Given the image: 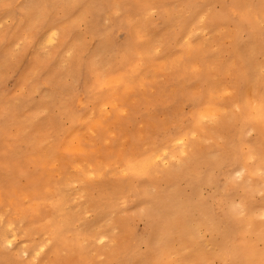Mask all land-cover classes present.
<instances>
[{"label": "rangeland", "instance_id": "1", "mask_svg": "<svg viewBox=\"0 0 264 264\" xmlns=\"http://www.w3.org/2000/svg\"><path fill=\"white\" fill-rule=\"evenodd\" d=\"M157 1L159 0H0V236L5 235L9 241L3 243L0 240V264H119L115 248L121 245H133L140 254L147 253L145 237L152 230L154 222L143 216L147 203L146 198L136 190L140 186L146 188L148 196L151 195L150 202L160 204L159 206L162 204L157 197L161 193H170V187L178 188L181 196L190 200L193 206L190 209L191 215L197 218L205 215L206 204L222 201L223 204L240 208L239 204L243 199H249L253 210L261 213V220L264 221V195L253 191V183L250 187L247 185V194L243 195L241 190L231 188L229 184L230 179L234 183L243 182L244 173L239 181L234 179L239 166L238 157H241V140L252 141L255 133L244 128V121L234 119L236 123L232 120L231 113L227 111L226 122L231 123L226 132L231 143L229 153L233 152L230 155L237 160L234 158L231 165L224 168L219 165L215 169L202 156L207 152L212 155L221 153L222 148L213 140H205L203 146H200L203 147L202 153L196 146L199 136L194 135L196 133L193 130L196 124L193 121L194 113L199 115L210 106L237 112L241 102L251 91L247 85V77L264 78V70L258 72L256 68H250V72L245 74L243 63L232 52L234 34L237 32V17L229 11L232 0H187L184 10L176 0H163L164 7ZM205 1L209 4L206 8L203 6ZM68 2L70 3L67 4ZM241 2L253 5L257 0ZM143 6L147 9L142 8ZM182 10L185 15L181 17ZM195 13L203 14L202 18H196ZM217 13H222L223 16ZM170 14L171 26L167 23V15ZM189 14H192L190 18ZM212 14L219 17L221 25L213 23ZM137 23L140 25H136ZM136 26L139 28L136 29ZM190 27L194 28L190 38L187 42L182 41ZM185 28H188L186 32ZM247 34V30H239V40L243 39L240 40L241 43L249 42ZM106 38L108 42H105ZM145 38L146 41L154 40L158 43L153 42L151 46L149 41L147 44L140 40ZM77 41H81L83 45H78ZM194 41L198 45L189 50L191 45L196 44ZM102 43H109L108 50L112 52L102 49L105 46ZM144 44L155 50L149 47L146 50H150L148 53L142 52L147 56L141 58L142 54L139 56L135 50L140 52ZM70 46L75 50L70 49ZM15 53L18 58L21 55L20 60ZM101 53H105L102 54L103 57ZM97 55L102 59L97 58ZM14 58L18 61L15 62ZM257 62L264 64V52L258 55ZM9 64L13 69H10ZM118 77V84H107L112 78L119 79ZM180 83L181 86L185 85L181 88ZM72 85L74 89L69 90L68 87ZM86 91L100 99L94 105H86ZM54 92L56 96H53ZM245 92L247 95H244ZM105 98L109 101H105ZM236 98L241 102H237ZM57 99L60 101L57 102ZM6 100L11 104L8 108L4 106ZM187 100H192L193 104ZM110 101L114 104L109 103ZM205 125L212 126V122L205 121ZM189 127L190 132L177 135L180 129ZM230 128L232 131L229 132ZM184 135L190 141L191 149L197 151L201 158L190 170V184L178 180L176 176H169L165 181L160 180L161 174L141 179L127 173L128 166H142L143 163L152 161L161 169L173 167L176 164L173 153L177 152L174 149L185 142L171 149L173 140L183 139ZM190 136L195 139H190ZM252 163L255 164L254 161ZM116 186L121 189L119 193L113 189ZM96 200L102 203L99 210L91 207ZM101 209L104 210L106 220H100ZM154 221L160 223V215ZM89 225L94 227L89 230ZM200 236L203 243L210 241V233L202 232ZM97 237L104 239L105 243L100 244ZM115 238H118V242ZM257 247L262 248L263 243L258 242ZM157 253L155 252V257ZM185 254L189 255L186 258L187 264L199 263L193 256L194 251L190 255V251L186 250ZM204 264L226 263L221 259H209Z\"/></svg>", "mask_w": 264, "mask_h": 264}, {"label": "bare ground", "instance_id": "2", "mask_svg": "<svg viewBox=\"0 0 264 264\" xmlns=\"http://www.w3.org/2000/svg\"><path fill=\"white\" fill-rule=\"evenodd\" d=\"M43 1V0H41ZM61 2V0H59ZM63 1V0H62ZM69 1V0H68ZM243 1V0H242ZM71 2V1H70ZM70 2H68L67 4H69ZM81 2V1H80ZM148 2V1H147ZM146 2V3H147ZM159 4H161L163 7L164 5V1L163 0H159L157 1ZM176 2H179L181 4V9H183V7L186 5L187 0H176ZM249 2V0H248ZM32 3V2H31ZM41 3V2H40ZM82 3V2H81ZM89 3V2H88ZM104 3V2H102ZM145 3V5H146ZM166 3V2H165ZM167 4V3H166ZM179 4V5H180ZM222 4V3H221ZM264 0H257L256 3L252 4H247L244 2H241V0H232L231 1V5H229V11L232 12L236 17V27H237V32H235L234 36H235V43H234V47H233V54L238 57L240 59V61L243 63V72L245 74H247L248 72H250V68H256V70L258 72H263L264 70V64L261 65L257 62V57L260 53L264 52V41L262 40V35H261V16L262 14H264ZM66 5V2H65ZM100 5V4H97ZM102 5V4H101ZM194 5V4H193ZM208 1H205V4L203 5L205 8L208 6ZM50 6H52L50 4ZM58 6V5H57ZM103 6V5H102ZM148 7V6H147ZM203 7V8H204ZM226 7V5H225ZM54 8V6H53ZM123 8V7H122ZM141 8V7H140ZM142 8H146V7H142ZM196 8V7H195ZM202 8V7H201ZM147 9V8H146ZM53 10V9H51ZM99 10V9H98ZM125 10V9H124ZM166 10V9H165ZM184 10V9H183ZM183 10L181 13V17L185 14H183ZM186 10V9H185ZM194 9H192L193 11ZM196 10V9H195ZM68 11V10H67ZM72 11V10H71ZM74 11V10H73ZM95 11V10H93ZM97 11V9H96ZM102 12H104L103 10H101ZM128 11V10H127ZM66 12V11H65ZM76 12V10H75ZM101 12V14H102ZM126 12V10H125ZM194 12V11H193ZM220 12V11H219ZM50 13V12H49ZM60 13V12H59ZM73 13V12H72ZM97 13V12H96ZM169 13V11H168ZM198 13H200L198 11ZM195 13L196 18H200L202 15ZM203 13V12H202ZM69 15L71 13H68ZM92 14V13H91ZM90 14V15H91ZM100 14V13H99ZM219 14V13H217ZM224 14V12H223ZM126 15V14H125ZM189 14V18H190ZM194 15V14H193ZM219 15H222L219 14ZM84 16V14H83ZM92 16V15H91ZM89 16V17H91ZM169 16L167 19V23H171L172 21V17L171 14L167 15ZM223 16V15H222ZM227 16V15H226ZM103 17V16H102ZM166 17V16H165ZM36 18V16L34 17ZM202 18V17H201ZM37 19V18H36ZM94 19V18H93ZM166 19V18H165ZM163 19V22L164 20ZM185 19V18H183ZM187 19V18H186ZM195 19V18H193ZM191 19V21L193 20ZM234 19V18H233ZM81 20V18L79 19ZM188 20V19H187ZM190 20V19H189ZM198 20V19H197ZM212 20L213 23L215 25H221V22L219 20V17L215 14H212ZM33 21V19H32ZM90 21V20H89ZM93 21V20H92ZM114 21V20H113ZM184 21V20H183ZM190 21V22H191ZM196 21V20H195ZM199 21V20H198ZM197 21V22H198ZM235 21V20H234ZM233 21V22H234ZM36 22V21H35ZM35 22L33 24V26L35 25ZM91 22V21H90ZM102 22V21H101ZM115 22V21H114ZM117 22V21H116ZM223 22V20H222ZM229 22V21H227ZM231 22V23H233ZM95 23V22H94ZM194 23V22H193ZM224 23V22H223ZM226 23V22H225ZM230 23V22H229ZM227 23V24H229ZM88 24V23H87ZM163 24V23H162ZM161 24V25H162ZM189 24V23H188ZM97 25V24H96ZM136 25H140L139 23H137ZM142 25V24H141ZM171 26V24H169ZM173 25V22H172ZM193 25V24H192ZM231 25V24H230ZM135 27V25H133ZM143 26V25H142ZM160 26V25H159ZM169 26V27H170ZM175 26V25H174ZM174 26L172 27L174 29ZM30 27V26H29ZM92 28V26H90ZM98 27V26H96ZM168 28V26H166ZM185 27V26H184ZM183 27V28H184ZM234 27V26H233ZM32 28V26L30 27ZM133 28V27H132ZM139 28V27H138ZM136 26V29H138ZM156 28V27H154ZM158 28V27H157ZM171 28V29H172ZM182 28V29H183ZM98 30V28H96ZM112 29V28H111ZM135 29V31H136ZM141 29V26H140ZM139 29V30H140ZM188 28H185V32ZM194 29V28H193ZM193 29H191L190 27V31L186 32L183 35V40L187 42V39L190 38L191 34L193 31ZM247 30L248 34L247 36L249 37V42L248 43H241L240 40H243L242 38L239 40L238 37V32L239 30ZM93 30V29H92ZM110 30V29H109ZM108 30V31H109ZM142 30V29H141ZM165 30V29H163ZM176 30V29H175ZM31 31V30H30ZM144 30H142L143 33ZM156 31V30H155ZM161 31V30H160ZM141 32V31H139ZM150 32V31H147ZM164 32V31H163ZM245 31H243L244 33ZM99 33V31H98ZM138 33V32H137ZM153 33V31H152ZM63 34V33H62ZM65 34V33H64ZM90 34V33H89ZM95 34V33H94ZM108 34V33H107ZM151 34V33H150ZM162 34V32L160 33ZM173 34V33H172ZM180 34V33H179ZM233 34V33H231ZM104 35V34H103ZM134 35V34H133ZM135 35L136 32H135ZM140 35V34H139ZM142 35V34H141ZM144 36V35H143ZM168 36V35H167ZM179 36V35H178ZM177 36V37H178ZM244 36V34L242 35ZM246 36V35H245ZM98 38V36H96ZM109 37V36H108ZM135 37V36H133ZM146 37V36H145ZM157 37V36H156ZM163 37V36H162ZM232 37V35H231ZM92 38V36H91ZM105 38V36H104ZM128 38V37H126ZM137 38V37H136ZM136 38L134 39L136 41ZM147 38V37H146ZM146 38L140 39L141 41L147 42ZM165 38V37H164ZM167 38V37H166ZM107 39V38H106ZM133 39V38H132ZM248 39V38H247ZM130 40V39H129ZM139 40V39H138ZM157 40V39H156ZM173 40V39H172ZM177 40V39H176ZM245 40V39H244ZM124 41V40H123ZM151 41V40H150ZM149 41V42H150ZM170 41V40H169ZM178 41V40H177ZM81 41H77L78 45ZM104 42V40H103ZM108 42V39L107 41ZM132 42V41H131ZM154 44L158 43L155 42L153 40ZM150 42L149 44L153 43ZM165 42V41H164ZM167 42V41H166ZM175 42V41H174ZM196 43V41H194ZM4 43V42H3ZM2 43V44H3ZM90 43V42H89ZM112 43V42H111ZM110 43V44H111ZM125 43V42H124ZM123 43V44H124ZM129 43V42H128ZM134 43V42H133ZM181 43V42H180ZM183 43V42H182ZM190 43V42H189ZM188 43V44H189ZM81 45H83L82 43H80ZM105 44V43H102ZM118 44V43H117ZM139 44V43H137ZM153 44V46H154ZM162 44V43H161ZM172 44V42H171ZM193 44V43H192ZM72 45V44H71ZM128 45V44H127ZM145 45V44H144ZM143 45V50H141L140 52L136 49V54H140L139 56H141V58L144 56V54L142 52H147L150 51H146L147 49H150V45L147 48V45L144 46ZM186 45V44H185ZM198 44H193L190 46V48H188L189 50L193 47H196ZM73 46V45H72ZM96 46V44H95ZM142 46V45H138ZM152 46V44H151ZM171 46V45H170ZM204 46V45H203ZM1 47V46H0ZM71 47V46H70ZM98 47V46H97ZM109 43L105 44L104 47H102V49L104 48L105 51L110 52L109 49ZM157 47V46H156ZM159 47V46H158ZM157 47V48H158ZM101 48V47H100ZM113 48V47H112ZM118 48V46L116 47ZM207 48V47H206ZM70 49H74V48H70ZM97 49V48H96ZM142 49V47L140 48ZM139 49V50H140ZM154 49L153 47L151 48V50ZM187 49V50H188ZM75 50V49H74ZM101 51V49H99ZM113 50V49H111ZM115 50V49H114ZM155 50V49H154ZM188 50V51H189ZM204 51V49H202ZM208 50V49H207ZM72 51V50H71ZM98 51V50H97ZM132 51V50H131ZM138 51V52H137ZM104 52V51H102ZM112 52V51H111ZM110 52V53H111ZM117 52V51H114ZM95 53L96 52L95 50ZM106 53V52H105ZM105 53H101V55L105 54ZM191 53V52H190ZM16 57H17V53ZM21 54V53H19ZM80 54V52H79ZM108 54V53H107ZM114 55V53H112ZM116 54V53H115ZM189 54V53H188ZM102 55V57H103ZM147 56V54H145ZM190 55V54H189ZM201 55V54H200ZM2 56V55H1ZM6 56V55H5ZM2 56V57H5ZM20 58H18V60L21 59V55H19ZM136 56V55H135ZM144 56V58L146 57ZM188 56V55H187ZM12 57V56H11ZM14 57V55H13ZM100 57L97 55V58ZM102 57H100L102 59ZM78 58V56H77ZM96 58V57H95ZM96 58V60H97ZM108 58V57H105ZM143 58V59H144ZM202 58H204L202 56ZM7 59V57L5 58ZM9 59V57H8ZM11 59V58H10ZM16 58H14L15 60ZM79 59V58H78ZM110 59V58H109ZM136 59V58H135ZM138 59V58H137ZM188 59V58H187ZM201 59V58H200ZM12 60V59H11ZM17 60V61H18ZM91 60V59H90ZM99 60V59H98ZM97 60V61H98ZM139 60V59H138ZM15 60V62H17ZM101 61V60H100ZM103 61V60H102ZM101 61V62H102ZM8 62V61H6ZM5 62V63H6ZM14 62V61H11ZM14 62V63H15ZM100 62V63H101ZM134 62V61H133ZM151 62V61H150ZM205 62V61H204ZM99 63V64H100ZM109 63V62H108ZM190 63V62H189ZM241 63V64H242ZM4 64V63H2ZM13 64V63H12ZM90 64V63H89ZM95 64V61H94ZM11 64H9L8 66H10ZM15 64H13L14 66ZM98 65V64H97ZM196 65V64H194ZM205 65V64H204ZM12 66V65H11ZM10 69H13L11 68ZM12 66V67H13ZM17 66V65H16ZM83 66V65H82ZM96 66V65H94ZM99 66V65H98ZM105 66V63H104ZM104 66H100L102 68H104ZM109 66V65H108ZM111 66V65H110ZM0 67H2L0 65ZM6 67V66H5ZM140 67V65H139ZM152 67V66H151ZM154 67V66H153ZM19 68V67H18ZM69 68V66H68ZM79 68V67H78ZM97 68V67H96ZM100 68V69H102ZM108 68V67H107ZM178 68V67H177ZM207 68V67H206ZM3 69V68H2ZM1 69V70H2ZM15 69V68H14ZM63 69V68H62ZM66 69V68H65ZM93 69V68H91ZM120 70V68H118ZM137 69V68H134ZM151 69V68H149ZM157 69V68H156ZM183 69V68H182ZM262 69V71H261ZM5 70V69H4ZM19 70V69H18ZM99 70V69H98ZM104 70V69H102ZM129 70V69H128ZM15 71V70H14ZM65 72L67 70H64ZM100 71V70H99ZM115 71V70H113ZM123 71V70H122ZM131 71V70H130ZM141 71V70H140ZM149 71V70H148ZM151 71V70H150ZM154 71V70H152ZM156 71V70H155ZM187 70L185 69V72ZM254 71V70H253ZM81 72V71H80ZM102 72V71H101ZM106 72V70L104 71ZM134 72V71H133ZM252 72V71H251ZM31 73V72H30ZM68 73V72H67ZM66 73V75H67ZM108 73V72H107ZM257 73V72H256ZM255 73V74H256ZM2 74V72H1ZM0 74V75H1ZM102 74V73H101ZM123 74V73H121ZM136 74V73H135ZM139 74V73H138ZM254 74V75H255ZM260 74V73H259ZM263 74V73H262ZM65 75V73H64ZM71 75V74H69ZM68 75V76H69ZM74 75V74H73ZM107 75V74H105ZM117 75V73H116ZM124 75V74H123ZM152 75L154 76V73H152ZM50 76H52L50 74ZM103 76V75H102ZM134 76V75H133ZM137 76V75H136ZM135 76V77H136ZM140 76V75H139ZM138 76V77H139ZM48 77V75H47ZM53 77V76H52ZM82 77V76H81ZM106 77V76H105ZM131 77V76H130ZM264 77V76H263ZM119 78V77H118ZM137 78V77H136ZM27 79V78H26ZM51 79V78H50ZM53 79V78H52ZM101 79V78H100ZM104 79V76L103 78ZM110 79V78H109ZM129 79V78H128ZM48 80V78H47ZM54 80V79H53ZM131 80V79H129ZM134 80V79H132ZM138 80V79H136ZM141 80H143L141 78ZM61 81L63 82V80L61 79ZM104 81V80H103ZM127 81V80H126ZM135 81V80H134ZM152 81V80H151ZM238 81V80H237ZM241 81V80H239ZM26 82V81H25ZM50 80L47 82L49 84ZM105 82V81H104ZM118 82H120V78L119 79H111L110 81L107 82V84H118ZM136 82V81H135ZM140 82V80H139ZM138 83V82H136ZM183 83V82H182ZM237 83V82H236ZM236 83H234L236 85ZM244 83V82H243ZM51 86L52 83H50ZM77 84V83H76ZM120 84V83H119ZM241 84V83H240ZM24 85V84H23ZM74 85V84H73ZM73 85L71 87H68L69 90L73 88ZM103 85V84H102ZM174 85V84H173ZM185 85V84H184ZM183 85V86H184ZM247 85L250 87L251 91L250 93L247 95V93L244 95H247L246 98H244V100L241 102V100H238L239 97H237V102L240 101L241 104L238 107H235L238 109L237 112H230V110H226L217 106H210L209 108H207L205 111L203 110V113H199V115L197 116H203L204 119L203 120H198L196 121V124L193 127V130L196 134L194 135H198L199 136V142L197 143L196 146H198V149L201 150V152L203 153V143L205 142V140H213L218 146H220L222 148V152L218 153V154H211L210 152H207V154L203 155L202 157L206 158L209 162V165L211 164L212 167H216L219 168V165H221L220 167H227L229 165L232 164V162L234 161V158L236 159V157L232 158V156L230 155L233 152L229 153V146L231 145L230 140H229V136L228 134L226 135L227 132V127L228 125H230L231 127V123L227 124V115L228 112L231 113V118L232 120H237V121H244L245 122V126L244 128H248L250 130V132H254L255 133V137L253 138L252 142H254V146L255 149L257 151H259L260 145L262 142H264V122H262V115H264V113H262L261 109L262 107H264V78L261 77H247ZM66 86V85H65ZM67 86H69L67 84ZM82 86V85H81ZM108 86V85H107ZM117 86V85H115ZM123 86V84H122ZM152 86V85H151ZM154 86V84H153ZM181 86V83H180ZM181 86V88L183 87ZM236 86H240V85H236ZM247 86V87H248ZM56 87V86H55ZM54 87V88H55ZM114 87V86H113ZM121 87V85H120ZM140 87V86H139ZM241 87V86H240ZM239 87V88H240ZM78 88V87H77ZM110 88V87H109ZM238 88V87H237ZM58 90V88H55V90ZM67 89V88H66ZM71 89V90H72ZM108 89V88H106ZM119 89V88H118ZM177 89V88H176ZM207 90V87L205 88ZM83 90V89H82ZM100 90V89H99ZM111 90V89H110ZM113 90V89H112ZM184 90V89H183ZM182 90V92H183ZM205 90V91H206ZM239 90V89H238ZM90 91V90H89ZM116 91V90H114ZM113 91V92H114ZM119 91V90H118ZM175 91V88H174ZM204 91V90H203ZM204 91V92H205ZM208 91V90H207ZM212 91V90H211ZM246 91V90H245ZM74 92V91H73ZM120 92L122 93V90H120ZM180 92V91H179ZM203 92V93H204ZM214 92V91H213ZM77 93V92H76ZM84 93V92H83ZM207 93V92H205ZM55 94V92H54ZM145 94V93H144ZM64 95V94H63ZM73 95V94H72ZM110 95V93H109ZM113 95V94H112ZM122 95V94H121ZM162 95V94H161ZM160 95V96H161ZM172 95V94H171ZM207 95V94H206ZM240 95V94H239ZM53 96H56L53 95ZM53 96L51 98H53ZM58 96V94H57ZM60 96V95H59ZM184 96V95H183ZM194 96V95H193ZM201 96V95H200ZM199 96V97H200ZM208 96V95H207ZM206 96V97H207ZM72 97V96H71ZM117 98V96H115ZM128 97V94H127ZM144 97V96H142ZM198 97V96H196ZM205 97V95H204ZM202 97V98H204ZM217 97V96H216ZM214 97V98H216ZM45 98V97H44ZM48 98V97H47ZM56 98V97H55ZM61 98V97H60ZM115 98V99H116ZM145 98V97H144ZM187 98V97H186ZM240 98L242 99V97L240 96ZM26 99V98H25ZM46 99V98H45ZM120 99V98H119ZM184 99V98H183ZM194 99V97H193ZM198 99V98H197ZM29 100V99H28ZM54 100V99H53ZM59 99H57L56 101H58ZM172 100V98H171ZM185 100V99H184ZM196 100V99H195ZM200 100V99H199ZM213 100V98H212ZM222 100V99H220ZM25 101V100H24ZM32 101V100H31ZM46 101H49L46 100ZM55 101V102H56ZM105 101H109L106 100ZM113 101V100H112ZM112 101H110L109 103H111ZM146 101V100H145ZM183 101V100H182ZM186 101V100H185ZM188 101V100H187ZM192 102V100H190ZM188 101V102H190ZM205 101V100H203ZM208 101V100H207ZM52 102V99L50 101V104ZM114 102V101H113ZM150 102V101H149ZM177 102V101H176ZM184 102V101H183ZM64 103V102H63ZM104 103V102H103ZM102 103V104H103ZM115 103V102H114ZM111 103V104H114ZM215 103V102H214ZM33 104V103H32ZM53 104V103H52ZM67 104H69L67 102ZM118 104V103H117ZM193 104V102L191 103V105ZM218 104L220 105V103L218 102ZM224 104V103H223ZM226 104V103H225ZM224 104V105H225ZM35 106V104H33ZM66 105V104H65ZM64 105V106H65ZM94 105V103H93ZM101 105V104H100ZM119 105V104H118ZM180 105V104H179ZM201 105V103H200ZM228 105V104H226ZM31 106V105H29ZM45 106V105H44ZM63 106V107H64ZM89 106V105H88ZM92 106V105H91ZM104 104L101 106L103 108ZM116 106V104H115ZM198 106V105H196ZM237 106V105H236ZM24 107V106H23ZM62 107V106H61ZM69 107V106H68ZM97 107V106H96ZM100 107V106H99ZM229 107V106H228ZM233 107V106H232ZM53 108V107H52ZM101 108V110H102ZM62 109V108H61ZM66 109V107H65ZM172 109V108H171ZM205 109V108H204ZM95 111V109H93ZM232 110V109H231ZM40 111V110H39ZM74 111V110H73ZM92 111V110H90ZM93 111V112H94ZM99 111V110H98ZM228 111V112H227ZM76 112V111H75ZM85 112V111H84ZM83 112V113H84ZM77 113V112H76ZM99 113V112H98ZM111 112H109L110 115ZM198 113V112H197ZM90 114V113H89ZM101 114V113H100ZM195 114V113H194ZM21 115V114H20ZM74 115V114H73ZM77 115V114H75ZM83 115V114H82ZM85 115V114H84ZM92 115V114H91ZM96 115V114H95ZM99 115V114H98ZM108 115V116H109ZM86 116V115H85ZM90 116V115H89ZM100 116V115H99ZM98 116V117H99ZM51 117V116H50ZM65 117L66 114H65ZM73 117V116H70ZM97 117V118H98ZM117 117V116H116ZM80 118V117H79ZM109 118V117H108ZM71 119V118H70ZM83 119V118H82ZM86 119V118H85ZM92 119V118H89ZM103 119V118H102ZM62 120V119H61ZM59 119V121H61ZM77 120V119H76ZM80 120V119H79ZM95 120V119H94ZM98 120V119H97ZM100 120V119H99ZM234 120V121H235ZM47 121V118H46ZM45 121V122H46ZM49 121H51L49 119ZM59 121H56L57 123ZM68 121V120H67ZM82 120H80L81 122ZM84 121V120H83ZM86 121V120H85ZM84 121V122H85ZM205 121H211L212 122V126H207L205 125ZM25 122V120H24ZM62 122V121H61ZM69 122V121H68ZM72 122V121H71ZM79 122V121H78ZM236 122V121H235ZM48 123V122H47ZM53 123V122H52ZM104 123V122H102ZM111 123V122H110ZM237 123V122H236ZM240 123V122H239ZM43 124H45L43 122ZM49 124V123H48ZM51 124V123H50ZM78 124V123H77ZM83 124V123H82ZM88 124V123H87ZM56 125V124H55ZM238 125V124H237ZM80 126V125H79ZM84 126V125H83ZM86 126V125H85ZM235 126V125H234ZM53 127V126H50ZM49 127V128H50ZM77 127V126H75ZM237 127V126H236ZM239 127V126H238ZM86 128V127H85ZM235 128V127H234ZM75 129V128H74ZM84 129V128H83ZM238 128H236L237 130ZM70 130V129H69ZM62 131V130H61ZM232 131L231 128L229 129V132ZM72 132V131H71ZM75 132V131H74ZM77 132V131H76ZM80 132V131H79ZM78 132V133H79ZM50 133V132H49ZM73 133V132H72ZM65 134V133H64ZM237 134V133H236ZM52 135V134H51ZM62 135V134H61ZM60 135V136H61ZM78 135V134H76ZM186 135H184L183 139H179V140H173V144L171 146L174 148V146L177 147V145L179 143H183L181 141H185L182 146L177 147L174 149L177 150V152L173 153V158H175L176 160V164L171 167H166L164 169H161V167H157L154 165V161L148 163L149 169L145 170L144 165L145 163L138 166H128V172L130 175L136 176L138 178H151L153 177V175L155 174H161V178L160 180H167V178L169 176H176V178L178 180H183L186 183H191L192 179H191V168L193 166V164L198 161L200 158V156L198 155L197 151H194L193 149H191V145H190V141L188 140L187 137H185ZM228 136V137H227ZM231 136V135H230ZM51 137V136H50ZM58 137V135H57ZM56 137V138H57ZM75 137V136H74ZM234 137V135L232 136ZM230 137V139L232 138ZM239 137V136H238ZM249 137V136H247ZM59 138V137H58ZM68 138V137H67ZM173 138V137H172ZM171 138V139H172ZM237 139V138H236ZM60 140V139H59ZM170 140V139H169ZM172 141V140H171ZM245 143H247L249 140L244 139L243 140ZM59 142V141H58ZM69 142V141H68ZM175 142H177V144H175ZM208 142V141H207ZM206 142V143H207ZM212 142V141H211ZM213 142V143H214ZM57 143V142H56ZM210 143V144H213ZM214 143V144H215ZM238 143V142H237ZM215 144V145H216ZM56 145V144H55ZM59 145V144H58ZM169 145V142H168ZM206 145V144H205ZM216 145V146H217ZM233 145V144H232ZM237 145V144H236ZM62 146V144H61ZM209 146V145H207ZM234 146V145H233ZM112 148V147H111ZM235 148V146L233 147ZM233 148L231 150H233ZM240 148V146H239ZM154 149V148H153ZM212 149V148H211ZM217 149V148H216ZM215 149V150H216ZM51 150V149H50ZM57 151L58 149H54V151ZM209 150V149H208ZM237 150V149H235ZM241 150V157H243L245 155V153L247 152V147H245L244 144H242V148H240ZM51 151V152H54ZM167 151V150H166ZM173 151V152H174ZM50 152V154H51ZM164 152V151H163ZM167 153V152H166ZM178 153V154H177ZM237 153V152H236ZM152 154V153H151ZM233 155V154H232ZM159 156V155H158ZM163 157V156H162ZM159 158V157H158ZM154 160V159H153ZM237 160V159H236ZM253 161H246V167L243 170L244 173V180H242V183H234L232 181V179H230V187H236L237 189L242 191V195L245 194V189L247 188V185L250 187L251 183H253V191L254 192H262L264 191V177H261L259 175V171H260V163L259 160H255V164L252 163ZM238 163V161H237ZM202 166V165H201ZM200 167V166H199ZM198 167V168H199ZM205 167V166H204ZM207 167V165H206ZM176 168V169H174ZM204 169V168H203ZM223 170V169H222ZM233 170V169H232ZM210 171V170H209ZM229 171V170H228ZM202 172V171H201ZM230 172V171H229ZM232 172V171H231ZM125 174V173H124ZM201 174V173H198ZM209 174V173H208ZM207 174V176H208ZM212 174V171L211 173ZM222 175H225V172H222ZM229 175V174H228ZM197 176V175H196ZM214 176V175H213ZM155 177V176H154ZM211 177V176H210ZM225 178V177H224ZM207 179V178H206ZM228 179V178H227ZM210 181V179H208ZM214 180V179H213ZM107 181V180H106ZM207 181V183L209 182ZM227 181V180H226ZM199 182H201L199 180ZM225 182V181H223ZM211 183V181L209 182ZM143 185L145 183H142ZM198 184V183H196ZM226 184V183H225ZM195 185V183H194ZM210 185V184H208ZM140 186V185H139ZM198 186V185H197ZM212 186V185H211ZM219 186V185H217ZM141 188H136V190L138 191V193L142 196H144L146 198V207L144 209V214L143 216L153 219V228L152 230L148 231L145 237V242L148 244V251L147 253L144 254H140L137 250L136 246H130V247H125L123 245H121L119 248H115V254H117V257L115 255V258H117V262L119 264H144V262L148 261V262H154V258H155V262L156 264H163V262H175V261H185L187 262V257L189 255L185 254V251L188 250L190 251V255L193 254V251L195 252V254L193 255L194 257L197 258V260L199 261V263H195V264H204L207 263L209 261V259H221L223 262H230V261H238L239 264H258V261L261 259L262 256H264V221L261 220L262 214L259 213L258 211H254L253 207H252V203L249 202V199H243L242 203L239 204V207H235L234 205H230V204H223L222 201L218 202V203H213V204H206L205 205V215L200 217H195L193 215H191V207L192 204L190 203L189 199H185L181 196V194L179 193V189L178 188H171L170 193H161L159 195V202L162 204L161 206H159L160 204H152L150 202L151 199V195L148 196L147 195V191L145 190L146 188H143L142 186H140ZM146 187V186H145ZM117 191V193L120 192V187L116 186L115 188H113ZM193 189V188H192ZM201 189V187H200ZM194 190V189H193ZM214 190V189H213ZM227 190V189H226ZM199 192V191H197ZM247 194V193H246ZM187 195V194H186ZM148 196V197H147ZM139 197V196H138ZM191 197V196H190ZM150 198V199H149ZM201 199V198H200ZM199 199V200H200ZM195 203V202H194ZM264 205V203H263ZM104 206V204H103ZM92 209L94 210H99L100 208H102V203L99 201H95L92 204ZM104 209V207H103ZM198 210V209H197ZM253 210V211H252ZM195 211V210H194ZM239 211H243L244 215L242 217H238L237 213ZM203 213V212H202ZM157 215H160V223L157 224V222L155 223L154 220H156ZM248 227H251L250 229H248ZM11 230V229H10ZM210 233L211 234V238L210 241H208L207 243L204 242L203 243V238L200 236L201 233ZM150 235V236H149ZM207 236V234H206ZM142 238H144L142 236ZM0 240L5 243V242H9L8 239L5 237V235L0 236ZM115 241L118 242V238L114 239ZM121 242V241H120ZM258 242H262L263 243V247L262 248H258L257 247V243ZM11 243V242H10ZM208 248V249H207ZM207 249V250H206ZM130 250V251H128ZM128 251V252H126ZM155 252L157 253V257H155ZM123 253L125 254L123 256ZM7 264V263H6Z\"/></svg>", "mask_w": 264, "mask_h": 264}, {"label": "snow or ice", "instance_id": "3", "mask_svg": "<svg viewBox=\"0 0 264 264\" xmlns=\"http://www.w3.org/2000/svg\"><path fill=\"white\" fill-rule=\"evenodd\" d=\"M7 7V6H6ZM192 7H197V6H192ZM261 35L262 38H264V14H262L261 16ZM193 71H195V69H193ZM86 99H85V104L89 105L92 104L94 102H97L100 97H97L96 95L90 93V92H85L84 93ZM5 108H8L11 106V104L6 100L5 104H4ZM262 113H264V107H262L261 109ZM204 117L203 116H197L196 114L193 115V121H198V120H203ZM262 122H264V115H262ZM185 131L190 132L191 131V127H189L188 129H180L177 133V135L183 134ZM190 139H195L194 136H190ZM183 142V141H181ZM241 143L245 145V147H247V152L245 153V155L243 157H238L239 160V166L237 167L235 173H234V179L236 181H239L240 177L243 176V170L246 167V161H255V160H259L260 163V171H259V175L261 177H264V142L261 143L259 151H257L255 149L254 146V142L252 141H248L247 143H245L243 140H241ZM145 170L150 171L148 164L146 163L144 165ZM127 174V173H125ZM261 195H264V191L261 192ZM103 209L100 210V220H106L107 217L103 215ZM238 217H242L244 215L243 211H239L237 213ZM99 222V221H98ZM94 226L93 225H89L88 229H92ZM97 239L99 240L100 244H104L105 240L101 239L99 237H97ZM9 247L11 246L10 243L8 245ZM144 264H156V262H144ZM163 264H187V262L185 261H175V262H163ZM226 264H238V262L236 261H230V262H226ZM258 264H264V256L261 257V259L258 261Z\"/></svg>", "mask_w": 264, "mask_h": 264}]
</instances>
